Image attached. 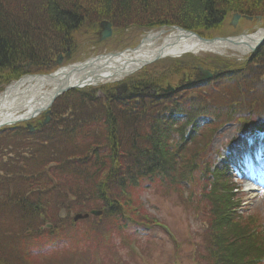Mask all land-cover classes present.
Wrapping results in <instances>:
<instances>
[{"label":"trees","instance_id":"16d2710c","mask_svg":"<svg viewBox=\"0 0 264 264\" xmlns=\"http://www.w3.org/2000/svg\"><path fill=\"white\" fill-rule=\"evenodd\" d=\"M235 12L264 15V0H0V93L27 62L43 73L68 46L78 53L75 35L98 22L120 31L181 25L213 37ZM186 69L179 60L160 73L143 69L129 77L128 94L108 101L98 88L66 92L50 123L35 133L18 127L10 142L15 156L0 169V264H137L139 254L129 247L138 239L125 230L138 224L144 231L156 220L146 191L176 195L187 211L207 214L200 264H260L262 236L250 234L251 219L229 213L233 186L206 157L211 137L228 121L245 131L264 116V44L193 93L160 98L148 91ZM10 129L0 131V143ZM93 208L105 211L102 221L70 215ZM50 221L54 227L41 230Z\"/></svg>","mask_w":264,"mask_h":264},{"label":"rangeland","instance_id":"374dc122","mask_svg":"<svg viewBox=\"0 0 264 264\" xmlns=\"http://www.w3.org/2000/svg\"><path fill=\"white\" fill-rule=\"evenodd\" d=\"M248 16L253 18H242V20H240L239 30L244 31L247 28L254 29L256 26H264V15L257 14L255 16ZM124 33L126 32H123L120 35ZM132 34L133 32H128L126 35H118V37L123 39V41L126 40V42L127 40L133 41L136 38ZM75 38L76 43H74L80 52L85 50V46L90 50H94L95 47H106L107 45L111 46L113 45L112 43H114L107 42L106 44H100L95 42L96 38L94 39L93 36L86 33V31H84L82 35L76 34L74 39ZM165 66H170V64L165 63ZM149 67L151 71L157 70L159 73L160 71L168 69V67L163 66H161L162 68L160 66L153 65H150ZM207 69H209V67H207ZM177 78L178 76H173L171 79L177 80ZM239 127V125L237 126L233 123L228 124L225 129L221 128L220 131L218 130L216 136L212 140L213 149L210 155L212 163H215V167L222 166L221 158L224 157V151L227 150L234 137L240 136ZM233 144H231V146ZM209 164L211 165V163ZM249 171L258 178L263 177L264 175V169L259 165L251 167ZM236 182L238 183L239 186H237L240 189V197L237 199H242L243 208L248 209L251 214H255L259 218L258 225H262V231H264V186L259 187L260 189H257L258 191L251 192L250 190H254L255 187L252 188L253 186L251 187L248 183H245V179L240 183L236 179ZM247 185H249V187ZM248 189L249 192H247ZM144 198L147 201L146 209L148 210L151 218L159 219L161 222L169 225V229H171L172 232H175V235H171V233L163 226L158 224L154 225L156 224L155 221L151 222L150 228L144 231L139 230L140 228L137 229L138 224H132L129 230H125V233L133 239L137 238L140 243L133 245L139 254L136 261L137 264H196L197 261L194 260L195 254L198 250H196V247L199 248L200 245L203 244V237L201 235L206 229L205 224L208 223L207 214H202L199 218L196 216V211H187L185 209L186 207H182V205L179 204L178 197H176V195L165 198L159 193L146 191ZM116 237H118L117 234ZM173 240L177 241L175 242L177 245ZM118 242L119 239H116L117 244H119ZM141 247L142 249H145V254L140 252Z\"/></svg>","mask_w":264,"mask_h":264},{"label":"bare ground","instance_id":"6f19581e","mask_svg":"<svg viewBox=\"0 0 264 264\" xmlns=\"http://www.w3.org/2000/svg\"><path fill=\"white\" fill-rule=\"evenodd\" d=\"M264 34V29H260L256 31L251 37L243 38L245 41L241 46L242 51L246 53L251 44H255L258 39L262 37ZM160 37L159 35H150L148 39L142 43L141 46L138 47V50L134 52V50H128L127 52L123 53L121 56L114 58L116 59H127L130 60L132 57H140L142 59H153L157 54L161 51L162 56H175L179 57L185 53H202L203 51H211L215 50L216 52L224 53L227 50H234L238 51L239 46L231 45V44H221L220 42H213L206 43L201 42L197 39L191 38L187 39L186 37H181L180 41H176L175 43H170L169 45H165L163 48H159L161 44L164 42H158ZM173 36L170 39H174ZM169 39V40H170ZM168 40V41H169ZM161 41V40H160ZM243 53V54H244ZM130 62H127V64ZM104 76L99 79V81L95 80L92 81L94 84L108 82V80H118L123 78V73L132 70L133 68H129L124 66L122 69L119 70L118 73L115 72L109 73L105 66ZM73 68L72 67H65L57 76L63 79L62 85H65V81L69 83V81L73 78L72 77ZM106 76V77H105ZM74 82H72L73 84ZM59 80L49 77H25L21 81L14 83L10 86L8 91L1 95L0 97V123H13V121L22 120L23 118H27L28 120H33L36 112L40 111L44 112L46 105L51 100L54 92L57 88L62 86ZM264 155V154H262ZM261 155V156H262ZM261 156H258L260 158ZM254 157V156H253ZM254 157V159H258ZM260 161L264 160L261 158ZM260 184H264L263 181H258Z\"/></svg>","mask_w":264,"mask_h":264},{"label":"water","instance_id":"95a60500","mask_svg":"<svg viewBox=\"0 0 264 264\" xmlns=\"http://www.w3.org/2000/svg\"><path fill=\"white\" fill-rule=\"evenodd\" d=\"M240 15L236 14L234 16V23H236L239 19ZM103 32H102V37H101V40H106V38L110 37L112 35V28H111V24L110 23H103ZM176 28V27H174ZM176 30L178 31L176 34H171L169 38H167L165 43L161 44L160 45V49L163 48L165 45H169L170 43H175L176 41H179L181 40V37H186L187 39H191V38H194V39H197L199 41H203V42H206V43H213V42H220V43H224V42H227L228 44H231V45H237L239 46V50L241 53L244 51H242L241 49V46L242 45H245L243 44V42L245 41L243 38L246 37H251L250 35H242V36H234V37H228V38H213V39H207L205 37H201L200 35H198L197 33H195L194 31H188V30H185L183 28H176ZM173 36H175L174 39H170L172 38ZM170 39V40H169ZM147 40V39H146ZM146 40H144L143 42H145ZM169 40V41H168ZM264 41V34L262 35V37L260 39H258L256 41L255 44H251L252 46L249 47L248 51L250 52H254L256 50V48ZM142 45V44H141ZM141 45H138L141 46ZM137 47V48H138ZM128 50H132V49H129ZM128 50H125V51H117L116 53H113V52H110V53H106V54H103V55H98L94 58H90V59H87L85 60V62H79V63H75L74 65H68V66H64L62 67V65L64 64L63 63V58L64 56L60 55L59 58L54 62L55 65H58L59 66V69L54 71V73H50V74H32V75H29L28 77H32V76H37V77H49V78H53L54 79H57L59 80V82L61 83L62 85V82H63V79L58 77L57 76V73H59L61 70H63L65 67H72L73 68V72H72V79L69 81V83H67V81H65V85H62L61 87L57 88V90L54 92L53 96L51 97V100L49 101V103L46 105L47 107H45V110H48V113L51 112L50 107L51 105L55 102L56 98H58L59 96H61L62 94H64L66 91H69L71 89H76V87H85L86 85H97L94 84L92 81H99L100 78H102V76H104V71L106 70L105 69V66L107 68V71L109 73H113L115 74L119 72L120 69H122L124 66H127L129 68H133L132 70H129L128 72H124L123 73V77L125 76H128L130 73H134L136 71L139 70V68L149 64L150 62L152 61H155V60H158L160 59V57L162 56L161 55V51L157 54L158 56H155L153 59H142L140 57H135V58H131L130 60H127V59H124V60H121V59H116L114 60V58H118V57H123L121 56L123 53L127 52ZM135 52V50H134ZM127 62H130L127 64ZM214 74H211L209 71L207 70H202V72L200 73L199 76H197V79L194 80V82H200V81H204V80H207V79H211L213 78ZM106 77V76H105ZM72 82H74L72 84ZM14 82H12L8 88L6 89L5 93L8 91V89L10 88V86L13 84ZM17 83V82H16ZM119 87L122 89V90H126L127 88V83L124 82L122 84L119 85ZM118 87V88H119ZM167 94H170L172 93L173 91V88L171 87H168L167 89H164ZM4 93V94H5ZM41 113V110L34 113L35 115ZM47 121L50 120V116L48 115L47 116ZM24 120H27V118H23L22 120H17V121H24ZM13 122H16V121H13ZM6 124H13V123H6ZM2 125H5V123H2L0 124V127ZM29 128L34 130V128L29 125ZM93 213L95 214H101L100 211H92ZM89 214H78L75 219H82V217H88ZM52 224L48 225V227H51Z\"/></svg>","mask_w":264,"mask_h":264},{"label":"flooded vegetation","instance_id":"af4514ba","mask_svg":"<svg viewBox=\"0 0 264 264\" xmlns=\"http://www.w3.org/2000/svg\"><path fill=\"white\" fill-rule=\"evenodd\" d=\"M100 33V32H99ZM99 33H97V34H99ZM98 36V35H97ZM113 37V36H112Z\"/></svg>","mask_w":264,"mask_h":264}]
</instances>
